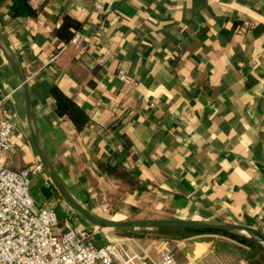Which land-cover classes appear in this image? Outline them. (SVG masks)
<instances>
[{
  "label": "crops",
  "instance_id": "1",
  "mask_svg": "<svg viewBox=\"0 0 264 264\" xmlns=\"http://www.w3.org/2000/svg\"><path fill=\"white\" fill-rule=\"evenodd\" d=\"M93 1L25 0L31 13L16 14L0 0V32L32 74L42 144L61 179L107 218L216 219L264 231V0H104L102 10ZM65 14L82 20L81 49L54 33ZM9 92L16 153L4 164L17 169L38 159L19 80L0 55V96ZM47 180L32 179L31 190L40 183L47 192L36 201L90 227ZM224 238L173 240L184 252L175 256L264 264L259 241L238 243L245 254L230 261Z\"/></svg>",
  "mask_w": 264,
  "mask_h": 264
},
{
  "label": "built area",
  "instance_id": "2",
  "mask_svg": "<svg viewBox=\"0 0 264 264\" xmlns=\"http://www.w3.org/2000/svg\"><path fill=\"white\" fill-rule=\"evenodd\" d=\"M93 6L102 10L104 0H94ZM82 41L83 33L76 30L68 43L81 49ZM97 62L104 65L106 59ZM117 78L131 83L124 69L117 70ZM10 94L0 96V264H195L177 260L176 244L154 255L139 238L109 237L102 228L79 227L72 216L59 218L55 204L37 202L32 179L39 174L48 179L41 163L17 169L4 164L6 154L16 153L17 120L6 107Z\"/></svg>",
  "mask_w": 264,
  "mask_h": 264
},
{
  "label": "water",
  "instance_id": "3",
  "mask_svg": "<svg viewBox=\"0 0 264 264\" xmlns=\"http://www.w3.org/2000/svg\"><path fill=\"white\" fill-rule=\"evenodd\" d=\"M0 55L6 64L16 74L23 93V110L30 141L36 153L38 162L41 163L52 184L58 191L63 201L89 225L102 229L114 230H193V231H222L259 241L264 245V231L254 226L231 221L182 217H137L127 219H112L104 217L81 203L70 191L52 165L42 144L40 129L30 94L32 74H28L22 65L13 47L6 41L0 32Z\"/></svg>",
  "mask_w": 264,
  "mask_h": 264
},
{
  "label": "trees",
  "instance_id": "4",
  "mask_svg": "<svg viewBox=\"0 0 264 264\" xmlns=\"http://www.w3.org/2000/svg\"><path fill=\"white\" fill-rule=\"evenodd\" d=\"M12 6L14 7V11L16 14H20L23 12V8L25 6V13H31L30 8H26L25 0H12ZM82 25V20L70 15V14H65L62 22L60 23L59 26L54 28V33L57 36V38L61 42H67L74 31L78 30ZM179 235L177 236L176 239L181 240V239H187L193 235L197 234H214L218 236H225L229 239H233L234 241L238 240L241 245L250 247L254 243V239L245 237L243 235H239L238 238L236 239V235L232 233H227V232H222V231H193V230H177ZM220 249L222 253L225 254L226 257L232 256L233 259H236L240 256H243L245 254V248L240 247L239 245H230L228 243H220Z\"/></svg>",
  "mask_w": 264,
  "mask_h": 264
},
{
  "label": "rangeland",
  "instance_id": "5",
  "mask_svg": "<svg viewBox=\"0 0 264 264\" xmlns=\"http://www.w3.org/2000/svg\"><path fill=\"white\" fill-rule=\"evenodd\" d=\"M44 172H45V170H44ZM44 175L48 178L47 181H49V183H48L49 186L54 187V185L52 184V182L49 179L46 172ZM39 185H40V183H39ZM39 185L35 186L31 190V193L33 195L37 194V196H38L40 193L46 192L45 190L39 191V189H38ZM58 210L59 209L56 208L57 214L59 215ZM104 231H105L104 233H106V235L109 237H116V236L123 235V236H131V237L139 238L143 243L146 244V246H149L151 248L154 255H158L159 253H162L170 245L174 244L173 240H176L177 236L180 233L177 230H142V229H135V230L104 229ZM235 235H236V239H239L238 238L239 235H237V234H235ZM223 237H225V236H223ZM191 239L193 240L195 238L193 237ZM222 243H228L230 245H238L239 241L238 240L234 241L233 239H228L227 237H225L224 241ZM181 249L182 248H181L180 243L178 245L176 244V247L174 249L175 255H179L180 257L181 256L183 257L184 252ZM157 250H159L160 252L157 253ZM226 259H229L231 261L233 259V257L230 255V256L226 257ZM232 261H234V260H232Z\"/></svg>",
  "mask_w": 264,
  "mask_h": 264
},
{
  "label": "bare ground",
  "instance_id": "6",
  "mask_svg": "<svg viewBox=\"0 0 264 264\" xmlns=\"http://www.w3.org/2000/svg\"><path fill=\"white\" fill-rule=\"evenodd\" d=\"M20 91H21V101H22L23 93H22V88L21 87H20Z\"/></svg>",
  "mask_w": 264,
  "mask_h": 264
}]
</instances>
